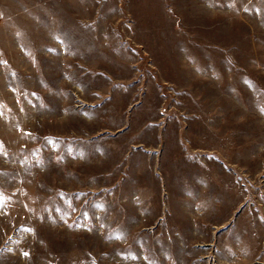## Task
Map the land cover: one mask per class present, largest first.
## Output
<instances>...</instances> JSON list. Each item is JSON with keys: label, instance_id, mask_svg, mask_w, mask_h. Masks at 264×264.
Listing matches in <instances>:
<instances>
[{"label": "rangeland", "instance_id": "rangeland-1", "mask_svg": "<svg viewBox=\"0 0 264 264\" xmlns=\"http://www.w3.org/2000/svg\"><path fill=\"white\" fill-rule=\"evenodd\" d=\"M0 264H264V0H0Z\"/></svg>", "mask_w": 264, "mask_h": 264}, {"label": "snow or ice", "instance_id": "snow-or-ice-1", "mask_svg": "<svg viewBox=\"0 0 264 264\" xmlns=\"http://www.w3.org/2000/svg\"><path fill=\"white\" fill-rule=\"evenodd\" d=\"M25 255H27V253H25Z\"/></svg>", "mask_w": 264, "mask_h": 264}]
</instances>
